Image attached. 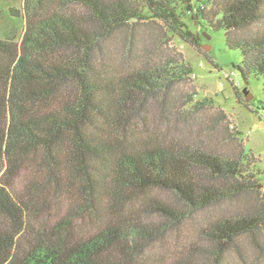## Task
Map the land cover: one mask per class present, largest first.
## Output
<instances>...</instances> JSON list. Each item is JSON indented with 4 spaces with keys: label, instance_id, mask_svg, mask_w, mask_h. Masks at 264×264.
Here are the masks:
<instances>
[{
    "label": "trees",
    "instance_id": "1",
    "mask_svg": "<svg viewBox=\"0 0 264 264\" xmlns=\"http://www.w3.org/2000/svg\"><path fill=\"white\" fill-rule=\"evenodd\" d=\"M182 1L205 30L225 32L227 47L242 54L240 75L262 78L264 91V0ZM209 7L215 11L206 17ZM14 12L25 20L21 40L15 32L0 39V264H141L136 253L145 244H164L197 214L242 199L241 208L202 227L189 255L203 264L229 252L242 257V239L264 252V184L244 156L120 145L118 129L139 125L152 101L163 104L193 70L144 65L117 83L108 47L126 34L133 55L129 30L146 20L199 46L174 0H144L142 7L132 0H24L23 16ZM26 174L32 176L24 181ZM152 188L173 201L152 205L159 224L137 222L129 225L135 235H126L128 225L113 219L121 196ZM65 189L81 201L83 221H101L96 232L79 235L65 221L51 228L34 222L33 211Z\"/></svg>",
    "mask_w": 264,
    "mask_h": 264
},
{
    "label": "rangeland",
    "instance_id": "2",
    "mask_svg": "<svg viewBox=\"0 0 264 264\" xmlns=\"http://www.w3.org/2000/svg\"><path fill=\"white\" fill-rule=\"evenodd\" d=\"M132 1L140 7L144 5V0ZM174 1L189 30L199 35V46L183 41L159 20H146L135 23L129 30V33L133 31V47L138 56L135 53L128 54L126 42L129 39H126V34L119 35L117 41L113 40V44L108 47L106 60L111 66L110 77L117 83L144 65L150 67L174 63L173 66L183 64L193 70V74L173 87L163 104L152 101L148 117L139 125L132 122L128 131L125 128L118 129L120 145L148 149L160 144L179 151L194 149L241 158L244 156L247 167L257 175L258 182L264 184L263 80L251 77L245 81L236 68L242 62V54L240 50L227 47L225 32L211 28L205 30L200 23H203L202 17H198V22L194 17L196 12L187 11L182 0ZM14 11L23 16L24 0H0V39H6L15 32L16 40H21L25 20L14 16ZM214 11V8L209 7L204 14L211 17ZM258 30V27H253L249 31L257 33ZM31 176L26 174L23 180ZM76 201L77 194L65 189L55 195L51 204L33 211L34 222L37 226L51 228L65 221L71 223L79 235L96 232L101 221H97V218L93 222L83 221L78 207L81 201L77 204ZM172 201V195L160 189L152 188L144 193L127 190L120 198L113 219L122 226L128 225L126 235H135L129 225L137 222L159 224L155 209ZM243 202L242 199L197 214L193 220L186 222L180 232H169L168 241L164 244H145L136 253L137 262L178 264L185 261L203 264L201 258L189 255V247H199L196 242L199 241L202 227L208 226L226 209L236 211L241 208ZM241 247L242 257L236 252H229L218 262L207 264H264V252L252 246L250 240L245 239L243 242L242 239Z\"/></svg>",
    "mask_w": 264,
    "mask_h": 264
}]
</instances>
